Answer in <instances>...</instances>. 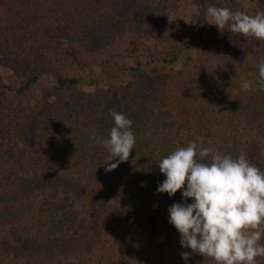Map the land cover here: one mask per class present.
<instances>
[{"label": "trees", "instance_id": "obj_1", "mask_svg": "<svg viewBox=\"0 0 264 264\" xmlns=\"http://www.w3.org/2000/svg\"><path fill=\"white\" fill-rule=\"evenodd\" d=\"M191 4L264 11V0H0V68L24 78L0 79V264H214L180 256L191 250L168 208L185 201L157 193L158 162L196 141L264 170V91H241L256 87L264 41L186 23ZM110 110L136 144L105 172L110 153L90 136L107 137Z\"/></svg>", "mask_w": 264, "mask_h": 264}, {"label": "clouds", "instance_id": "obj_2", "mask_svg": "<svg viewBox=\"0 0 264 264\" xmlns=\"http://www.w3.org/2000/svg\"><path fill=\"white\" fill-rule=\"evenodd\" d=\"M207 22L221 31L264 41V11L249 15L229 7L208 6ZM258 77L244 80L241 91H264V59L257 64ZM114 120L107 137L93 132L90 139L110 153L105 172L115 170L129 159L136 144L132 121L124 114L110 110ZM166 177L157 193L170 197L182 191L183 203L168 208L169 223L180 234V244L191 252H181L187 262L192 254L211 258L214 264H257L264 257V170L247 159L202 147L196 141L177 146L158 162ZM191 199V203L187 201Z\"/></svg>", "mask_w": 264, "mask_h": 264}, {"label": "rangeland", "instance_id": "obj_3", "mask_svg": "<svg viewBox=\"0 0 264 264\" xmlns=\"http://www.w3.org/2000/svg\"><path fill=\"white\" fill-rule=\"evenodd\" d=\"M237 1H239L243 6L247 7L248 0H237ZM181 18H183V20L186 23L189 21L206 23L207 25L211 26L212 28H217V26L210 25L207 22V20H206L207 17L205 16V11H203L202 8H200L194 4L189 5L188 7H186L183 10V12H181ZM0 79L2 81L3 86H7L9 84V82L14 83L15 85L24 83V78L19 77V76H15L12 72H10L8 70H4L2 68H0ZM40 83L50 85L49 80L47 78H44V77L40 80ZM84 88H86V87H84ZM112 215L115 216L116 215L115 212H112ZM260 259L262 260L263 257H260Z\"/></svg>", "mask_w": 264, "mask_h": 264}]
</instances>
